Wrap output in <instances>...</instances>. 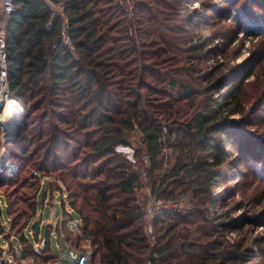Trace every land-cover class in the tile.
Masks as SVG:
<instances>
[{"label":"trees","instance_id":"16d2710c","mask_svg":"<svg viewBox=\"0 0 264 264\" xmlns=\"http://www.w3.org/2000/svg\"><path fill=\"white\" fill-rule=\"evenodd\" d=\"M52 1L66 7L74 51L62 42L63 20L54 16L47 0H15L16 10L6 25L10 99L26 110L18 137L9 142V155L20 164L12 175L0 177L11 234L21 241L22 255L15 251V261L25 260L27 251L57 258L50 236L41 250L27 236L30 221L38 215V194L46 185L41 180L46 178L52 180L47 184L51 195L67 194L61 203L63 219L51 225L50 233L63 232L71 248L89 242L94 249L92 264H146V260L152 264H242L251 255L250 247L244 242H204L210 233L201 226L215 200L214 188L223 181L220 170L228 164L227 150L241 145L235 130L240 131L242 121L233 117L245 115L247 102L236 78L210 72L201 75L196 68L206 84L194 89L193 84L174 78L169 81L174 96L164 89L153 90L143 81L158 82L159 78L153 77V70L149 74L133 67L138 58L153 69L201 55L202 44H188L185 39L177 44L167 24L168 0H137L135 17L127 19L126 10L118 4L121 0ZM128 20L130 24L123 26ZM129 26H137L142 33L140 44L151 47L147 55L127 35ZM138 80L144 83L145 95L132 93ZM52 104L57 110L55 120L44 114ZM185 104L189 106L184 108ZM136 128L149 159L146 172L153 195L178 204L188 196L192 205L187 213L163 210L155 217L153 247L136 193L143 170L117 151L118 146L129 145L127 133ZM167 144L176 157L161 176V155ZM36 159L37 171L47 176L32 182L35 177L27 167ZM5 186L9 189L4 191ZM73 212L82 221L79 229L68 227ZM0 230L5 235L1 224ZM206 246L211 248L205 250ZM1 247L5 261L11 255L6 256Z\"/></svg>","mask_w":264,"mask_h":264},{"label":"rangeland","instance_id":"374dc122","mask_svg":"<svg viewBox=\"0 0 264 264\" xmlns=\"http://www.w3.org/2000/svg\"><path fill=\"white\" fill-rule=\"evenodd\" d=\"M50 1L52 0H47L49 4ZM168 2L171 7L169 10L171 15L167 20V24L171 31L175 32L173 36L176 37L177 44L178 41H184V39V42L189 41L188 44H192V42L194 44H202L201 55L197 59L191 60L187 58L182 62H175L169 67L162 65L155 66L153 69L148 67V62L145 64L142 58H138L133 67H140L143 73L148 72L149 74L153 70L154 74H151H153L154 78H159V81L151 82L149 79L143 81L146 84L153 85V90L164 89L167 91L166 94L170 96L177 95L170 88L171 85L169 83L174 78L182 80L186 85L193 84L194 89L206 84L205 77L198 76L195 71L196 68L202 71L201 75L210 72L211 75L214 73L216 77L228 75L230 80L236 78V85L241 87L247 102L245 115H235L233 117L242 121V125L239 126L240 131L238 129L235 130L242 138L240 140L242 146H237L235 150L230 148L227 150L228 164L220 170L224 178L223 181L216 184L217 188H222H214L215 200L213 204L209 205L207 209L209 217L201 223V226L210 233L208 238L204 239V242L217 241L223 245L233 242H244L250 247L252 252L248 259L241 261L242 264H264V0H168ZM116 3H118L117 0ZM118 4L126 10V19L135 17L137 0H121ZM129 24L128 20L123 26L126 27ZM141 34L137 26H129V34L127 35L136 39L137 43H139L137 46L140 47L139 49L142 50L141 54L144 56L151 51V47H144L149 44H140ZM144 41L147 40L145 39ZM124 43L126 44L127 42ZM139 72L141 73V71ZM143 81L140 82L138 80V83L136 82L135 91L132 93L137 94V92H140L143 95L147 93L143 88ZM154 97L152 101H156L157 98ZM158 97L160 98V96ZM214 97L215 100H219L218 95ZM49 100L50 98H47L45 103H48ZM49 106L51 107L50 110H47L44 114L55 120L57 110L53 104ZM188 106L185 104L184 108ZM38 115L41 116V112H38ZM38 115L36 117H39ZM24 117L25 114L20 125L23 124ZM35 123H38V120ZM2 125L4 127V123ZM171 128L174 127L171 126ZM2 130L6 132L4 136L7 137L4 143L1 137ZM2 130L0 128V154L2 150H5L7 158H1L0 177H2V174L7 177L12 175L20 164L9 155L12 147L9 142L14 140L13 137L17 128L14 129L12 134L7 133V128L5 127ZM166 132L167 129L165 128L164 133ZM141 137L142 134L137 128L128 132L126 139L129 141V145L118 146L117 151L128 159L134 168L142 169L144 172L147 171L146 167L149 166V159L144 154L140 141ZM174 139L175 136L172 135L171 141L173 142ZM228 145L226 144L225 147H230ZM175 157L176 154L173 148L167 144L161 155V176L173 164ZM30 162L34 163V165H28L29 168L27 167L29 171H33L32 175L35 180H32V182L39 177L47 176L43 171L41 173L37 171L40 169L37 159ZM35 172L39 176H35ZM44 182L46 185L40 189L37 199L38 215L30 221L27 228V236L38 250L45 247L46 241L50 236V246L58 259L47 253L42 252L40 255H32L30 251H27L24 255L26 257L25 260L15 261L16 259L13 256L15 251L18 257L21 258L22 255L21 241L18 239V235L11 234V219L8 215L7 204L0 195V207L2 209V213L0 212V224L6 229L5 235L0 230V245L3 253L6 256L11 255L10 258L15 264H62L61 253L69 248L65 234L54 231L50 233L49 229L51 230V226L46 224L52 210L56 213L57 219L64 216L61 203L62 197H66L67 194L66 192H64V195L61 192H55L54 195L53 193L51 195L47 184L52 182V180L44 178ZM151 185L152 182L148 176H144L142 173V180L136 193L144 213L145 230L150 222L145 214L151 205L156 206L157 215L163 212L160 213L161 210L187 213L192 208L188 196L181 197L178 200L179 204L172 201L159 200L156 202L152 199L154 195ZM7 189L9 187L5 186L4 191ZM12 189L13 187H10L11 191ZM47 191L49 193L45 200ZM0 194H2L1 189ZM50 196L55 197L52 204L50 203L51 200H49ZM66 208L68 211H72L69 206ZM72 215L74 221L82 226L80 217L74 212ZM40 219L45 223L41 228ZM35 224H37V228L34 230ZM68 227L72 228V221L68 222ZM36 232L38 233L37 235ZM77 233L78 231L75 230L74 235ZM39 234L46 239L42 244L39 241ZM83 246L92 247L89 242H83L81 247ZM210 248L208 246L205 250ZM7 259L5 257V261L9 264Z\"/></svg>","mask_w":264,"mask_h":264},{"label":"built area","instance_id":"2783aa9c","mask_svg":"<svg viewBox=\"0 0 264 264\" xmlns=\"http://www.w3.org/2000/svg\"><path fill=\"white\" fill-rule=\"evenodd\" d=\"M50 5L53 8V14L54 16H59L62 18L63 23H62V42L64 43L65 46L69 47L71 51L75 50V46L69 36V24H68V17L66 14V7L63 3H56L53 1H50ZM16 10L15 6V0H1V6H0V104L5 103L7 99L10 98V86L8 83V61H7V51H6V46H5V36H6V25L9 22L12 13ZM25 114V110H23L22 113H20V117L18 120V123L22 122V117ZM3 122L0 121V128L1 130L7 128V133L9 132L10 134L14 133V129L17 127V122L16 120L13 122H10L9 125L4 123V127L2 125ZM6 132L2 130L1 137H2V142L4 143L7 139L6 136H4ZM6 151L2 150L0 154V164L2 165L1 158L5 157L7 158ZM8 165V164H7ZM144 176L147 175V172H143ZM35 176H39L37 172H35ZM42 185L45 184L44 179L41 180ZM51 198V196H50ZM49 198V200H50ZM55 198V197H53ZM153 200L156 202L159 201L156 196L154 195ZM1 203V201H0ZM163 210L160 211V213ZM146 217L149 219V223L147 224L146 227V236L149 239V242L151 246L153 247L157 243L156 236L154 234V228L152 224V220L155 218L157 215V210L156 206H149L146 212ZM61 221V220H59ZM56 220L54 210L50 212V217L48 219V224L51 226L57 225L59 222ZM72 221V228L74 229H79L80 225L77 224L74 219ZM43 226V223L41 221L40 228ZM39 241H41V244L46 241L41 235L39 234ZM71 248V247H70ZM71 253V260H76L75 264H92V259L94 255V249L90 246H83L79 249L76 248H71L70 250ZM9 264H15L11 258L7 259ZM4 258L0 257V264H4ZM146 264H152L150 260H146Z\"/></svg>","mask_w":264,"mask_h":264},{"label":"bare ground","instance_id":"6f19581e","mask_svg":"<svg viewBox=\"0 0 264 264\" xmlns=\"http://www.w3.org/2000/svg\"><path fill=\"white\" fill-rule=\"evenodd\" d=\"M22 104L20 102H16L12 99H7L5 101V105L4 108L2 109V111L0 112V121L9 125L10 122H13L16 120L17 124H18V120L20 117V113L23 112L22 108Z\"/></svg>","mask_w":264,"mask_h":264},{"label":"water","instance_id":"95a60500","mask_svg":"<svg viewBox=\"0 0 264 264\" xmlns=\"http://www.w3.org/2000/svg\"><path fill=\"white\" fill-rule=\"evenodd\" d=\"M4 105H5L4 102L0 104V111H2V109L4 108ZM20 123H18V125L16 127L17 130H16L15 135L13 137L14 139H16L18 137V135H19ZM70 250H71V248L69 247L67 251L61 253V262H62V264H75L76 260H71Z\"/></svg>","mask_w":264,"mask_h":264},{"label":"crops","instance_id":"0c3cea01","mask_svg":"<svg viewBox=\"0 0 264 264\" xmlns=\"http://www.w3.org/2000/svg\"><path fill=\"white\" fill-rule=\"evenodd\" d=\"M44 203H45V201H44ZM54 213H55V212H54ZM49 217H50V216H49ZM55 217H56V220H58V221L63 219V217L57 219L56 213H55ZM40 220L42 221V223H43V225H44L45 223L43 222V220H42V219H40ZM47 221H48V220H47ZM47 221H46V222H47ZM46 224H48V222H47Z\"/></svg>","mask_w":264,"mask_h":264}]
</instances>
